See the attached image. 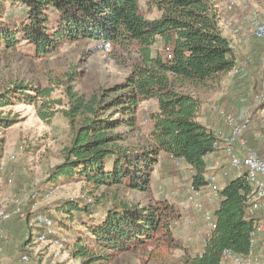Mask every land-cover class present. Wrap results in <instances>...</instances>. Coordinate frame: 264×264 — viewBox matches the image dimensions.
<instances>
[{
    "label": "trees",
    "instance_id": "16d2710c",
    "mask_svg": "<svg viewBox=\"0 0 264 264\" xmlns=\"http://www.w3.org/2000/svg\"><path fill=\"white\" fill-rule=\"evenodd\" d=\"M8 2L21 6L18 21L5 16ZM149 4L157 12L151 18L140 12L137 0H0V46L4 48L24 41L39 56L57 50L62 43L92 40L101 50L111 46L137 53L138 60L123 83L102 90L103 96L116 94L109 100L100 102L93 97L88 103L68 90L71 101L63 113L73 130L71 142L64 148L63 161L50 171L49 182L78 178L96 189L127 183L143 190L163 151L190 168L195 190L207 185L206 155L214 150L218 138L197 119L200 101L179 91L176 84L198 85L229 72L236 59L231 39L223 33L215 0H149ZM158 41L163 48L171 47L170 59L153 49ZM72 78L70 74V82ZM50 93L47 87L14 82L0 91V107L15 101L34 104L39 118L48 121L54 115V104L61 102L49 99ZM146 99L156 103L149 113L150 146L141 151L122 150L117 143L122 134L115 130L134 127L137 105ZM259 105L264 108V101ZM13 122L14 118L0 116V126ZM250 189L242 175L218 189L216 226L201 251L186 256V264H221L224 250L248 252L254 227V219L246 215ZM85 201L67 200L59 210L85 229L80 234L71 225L67 228L76 240L75 256H87V263L108 261L110 254L89 253L82 241L100 250L122 252L152 239L161 229L169 233L170 205L133 207L119 201L99 209ZM60 225L66 222L62 219Z\"/></svg>",
    "mask_w": 264,
    "mask_h": 264
},
{
    "label": "rangeland",
    "instance_id": "374dc122",
    "mask_svg": "<svg viewBox=\"0 0 264 264\" xmlns=\"http://www.w3.org/2000/svg\"><path fill=\"white\" fill-rule=\"evenodd\" d=\"M226 1L216 0L220 17L223 11H227ZM234 1L238 5L240 0ZM246 1L250 5L251 17L264 19V0ZM137 2L145 17L157 15L149 0ZM235 13L237 11L234 10L223 15L225 18L222 24L232 19V23L243 26L239 14L237 16ZM21 14L20 5L8 2L5 16L18 21ZM244 22L247 27L242 28V31L247 32L249 26L247 21ZM226 35L231 39L235 65L244 68L243 74L232 76L227 72L205 83L196 85L184 82L176 84V87L200 101L199 116L211 127L227 133L228 129L223 122L224 114L231 113L238 121L249 117L250 126L244 133L247 146L251 147L249 143L253 142L247 139L249 131H256L261 136L258 143L264 144V108L258 103L264 93V39L249 37L244 40ZM153 49L165 55L161 41L156 42ZM137 60V53L132 48L121 50L109 46L101 50L99 44L92 40L62 43L57 50L39 56L24 41L11 48L0 46V91L14 82H23L50 88L49 99L61 101L60 104H54V115L48 121L39 118L34 104L15 101L11 105L0 107V116L14 118L11 125L0 126V176L3 179L11 178V183L4 180L0 183V207L9 211L18 207L22 211L21 215L13 214L2 229L8 242L6 241L4 251L0 252V264H186L187 255L201 251L203 239L207 237L209 230L202 211L197 210L188 198L192 172L181 160L176 163V159L168 153L160 151L143 190L131 188L127 183L101 185L96 189L78 178H60L57 183L48 181L50 171L63 161L64 148L71 142L73 130L63 113L71 101L68 90L83 96L88 103L93 97L100 102L107 101L116 94L108 93L103 96L102 90L107 91L123 83ZM70 74H73L71 82ZM247 77L251 82V92L249 98L246 95L244 97L248 101L247 105L251 106L241 115L235 109V99L246 93H240L238 82ZM155 109L154 99L139 102L135 126H120L115 130L122 134V139L117 142L120 149L134 152L149 148L152 128L149 113ZM208 112L212 120L206 117ZM12 153L17 155L16 160L10 159ZM206 161L211 164V158ZM209 173L217 174V169H208L206 175ZM217 182L218 185L222 184L220 180ZM49 189L52 192L47 195ZM88 197L91 198L90 202L85 201ZM198 198L204 210L213 212L216 195L212 191L208 188L201 190ZM67 200H82L95 204L99 209L103 205H115L119 201L133 207H160L167 204L172 207V211H169V233L161 229L152 239L122 252L100 250L91 242L82 241L89 253L107 251L110 254L108 261L87 263V256H75L73 251L76 240L67 228L71 225L80 234L85 229L77 221L71 223L66 214L59 210L61 203ZM38 213L53 220L49 237L52 241L57 239L58 243L38 240L37 236L45 229L33 228L28 224ZM62 219L66 226L60 225Z\"/></svg>",
    "mask_w": 264,
    "mask_h": 264
},
{
    "label": "built area",
    "instance_id": "2783aa9c",
    "mask_svg": "<svg viewBox=\"0 0 264 264\" xmlns=\"http://www.w3.org/2000/svg\"><path fill=\"white\" fill-rule=\"evenodd\" d=\"M239 7V15L243 21H247L249 29L247 32H243L242 28L239 25L232 23L231 21H226L224 24L221 23L222 28H228L231 35L234 37H240L242 39H247L249 37H254L256 39H264V19H254L249 13V3L246 0H240L238 5L234 0L226 1V10L228 12H233L236 7ZM223 25V26H222ZM166 59L171 58V47H164ZM244 68L234 65L229 73L232 76L243 74ZM264 101V93H262L258 103ZM223 122L225 127H227L228 132L219 134L217 136L218 140L213 145V151L209 152L206 155L207 158L215 157L217 151L227 159L230 167L235 171L236 176H243L244 179L249 183L251 189L247 195V208L246 215L250 218L253 217V213L259 208L261 201L264 200V152H258L253 148L247 146V143L244 139V133L250 126V118L243 117L239 121L231 113H226L223 115ZM17 155L11 154L10 159L16 160ZM176 163H180L179 159H176ZM211 164H207V169H211ZM11 183V178L3 179L0 176V183L2 181ZM207 185L205 188H208L214 194H217L219 189L217 175L214 173H209L206 175ZM202 189V188H201ZM195 190L191 186V192L189 194V200L194 203V206L197 210L202 211L204 221L208 226L210 234L211 230L215 228L216 222L214 213L206 211L203 209V204L198 198L200 190ZM51 189H49L46 194H51ZM90 200V199H88ZM22 211L20 208H15L13 211L6 210L0 207V252L3 250V244L7 241V237L3 234V227L7 221H9L13 214H20ZM29 226L43 227L42 232L37 236L40 241H50L51 244L58 243V240L55 239L52 241L49 236L52 233L51 228H53V220L38 213L32 217L29 221ZM261 230L260 225L254 222L253 230L250 232V246L246 254H237L231 250L223 251V260L221 264H262L260 259L253 252L254 238L258 231ZM207 235V237H208ZM206 237V238H207ZM205 238V239H206ZM203 239V241H205ZM23 259H26L25 256H22Z\"/></svg>",
    "mask_w": 264,
    "mask_h": 264
},
{
    "label": "crops",
    "instance_id": "0c3cea01",
    "mask_svg": "<svg viewBox=\"0 0 264 264\" xmlns=\"http://www.w3.org/2000/svg\"><path fill=\"white\" fill-rule=\"evenodd\" d=\"M217 6H218V4H217ZM218 9H219V7H218ZM236 11H237V14H239V7L238 6L235 9V12ZM226 13H228V12L227 11H223V15H225ZM230 14L234 15L232 13H230ZM237 14L235 13V15H237ZM223 15L221 16L222 18L220 17L221 18L220 19L221 23L224 21L223 19L225 18ZM239 18H241L240 15H239ZM230 20L233 21L232 19H230ZM240 22L243 24V26L241 24H239V26L241 28L247 27V24L242 19H240ZM236 25H238V24H236ZM222 30L225 32L224 35H226V34L231 35V33L229 32V29L222 28ZM226 36H228V35H226ZM250 86H251V82L249 81L248 77L246 79L242 80L241 82H238V87L240 88V93H243V92L246 91V93L238 95V97L235 99V109L241 115H242V113H245L247 108H249L251 106V105H247L248 101L244 97L246 95V97L249 98L248 95L251 92L250 88H249ZM200 114H201V112H200V108H199V110L197 112V119L202 124H204L208 128H211L215 132L216 136H218L219 134H223L220 131H218L215 127H211V125L209 123H207L205 120L202 119V117L199 116ZM206 117L209 120H212V117H210L209 112L206 115ZM247 133H248L247 136H249V138H247V139L249 141H253L252 143H249V145L251 147H253V149L258 151V152H264V144H263V142L262 143L260 142L261 144L258 143L260 141V139H261V136L259 137V134L256 131H249ZM262 138H264V137H262ZM262 140L264 141V139H262ZM215 154H216L215 157H213L211 159V167L210 168L211 169L212 168L213 169L214 168L217 169V174H216L217 175V180H220L222 182V184L219 185V188H221L228 179H230L232 177H235L236 173L230 167V165L227 163L228 162L227 159L224 158V156L221 154V152L217 151ZM222 165H223V167L221 168ZM206 189L207 188L204 187L201 190H206ZM201 190H200V192H201ZM215 195H216V200H214V204H213V213H214L215 208L218 205V195L217 194H215ZM207 197L209 198V196H207ZM252 218L254 219V222L257 223L258 225H260V227H261V230L256 233L255 238H254L253 252L260 259L261 263L264 264V200L261 201L259 208L253 213V217ZM5 245H6V242H4V244H3L2 252L5 249Z\"/></svg>",
    "mask_w": 264,
    "mask_h": 264
}]
</instances>
